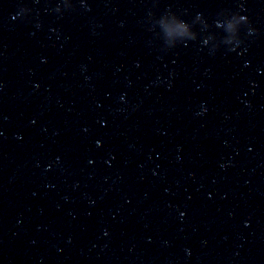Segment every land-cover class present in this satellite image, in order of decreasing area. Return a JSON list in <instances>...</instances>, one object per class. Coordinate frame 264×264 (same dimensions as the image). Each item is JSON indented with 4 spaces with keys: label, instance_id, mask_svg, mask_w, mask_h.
<instances>
[{
    "label": "water",
    "instance_id": "1",
    "mask_svg": "<svg viewBox=\"0 0 264 264\" xmlns=\"http://www.w3.org/2000/svg\"><path fill=\"white\" fill-rule=\"evenodd\" d=\"M68 2L0 0V264H264V0Z\"/></svg>",
    "mask_w": 264,
    "mask_h": 264
},
{
    "label": "clouds",
    "instance_id": "2",
    "mask_svg": "<svg viewBox=\"0 0 264 264\" xmlns=\"http://www.w3.org/2000/svg\"><path fill=\"white\" fill-rule=\"evenodd\" d=\"M72 4H70L68 2V0H65L64 3V8L65 9H71L72 8ZM53 11L55 13H59L61 11V5L60 4H56L55 8L53 9ZM197 18L199 19V14L197 15ZM247 19V16H233L230 20H228L226 22V31L228 32L229 36L226 42H231L232 39H234L236 37V32H237V28L239 26V24L242 21H245ZM171 32H174L176 35L181 36V37H188L190 39H194L195 38V33H193L190 28L189 25H187L186 23H184L183 21H179L176 20L175 18L172 19V25L170 28ZM250 32H256V29L253 28L251 26V28L249 29ZM121 99H123V97H121ZM202 112H198L196 113V115H201ZM221 167H224L223 164L220 165Z\"/></svg>",
    "mask_w": 264,
    "mask_h": 264
}]
</instances>
